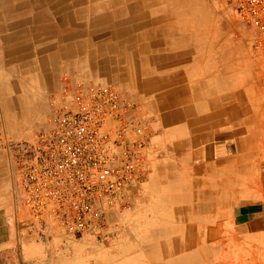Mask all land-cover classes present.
<instances>
[{
    "label": "crops",
    "instance_id": "crops-1",
    "mask_svg": "<svg viewBox=\"0 0 264 264\" xmlns=\"http://www.w3.org/2000/svg\"><path fill=\"white\" fill-rule=\"evenodd\" d=\"M217 5L0 0V144L48 126L62 77L115 86L152 131L150 172L119 246L81 254L13 214L15 166L1 149L0 264L264 260V40Z\"/></svg>",
    "mask_w": 264,
    "mask_h": 264
},
{
    "label": "built area",
    "instance_id": "built-area-1",
    "mask_svg": "<svg viewBox=\"0 0 264 264\" xmlns=\"http://www.w3.org/2000/svg\"><path fill=\"white\" fill-rule=\"evenodd\" d=\"M226 1L264 40V0ZM58 98L31 141L3 139L17 173L16 201L39 237L55 227L72 239L107 242L114 234L108 214L133 207L149 172V123L110 84L69 83Z\"/></svg>",
    "mask_w": 264,
    "mask_h": 264
},
{
    "label": "rangeland",
    "instance_id": "rangeland-1",
    "mask_svg": "<svg viewBox=\"0 0 264 264\" xmlns=\"http://www.w3.org/2000/svg\"><path fill=\"white\" fill-rule=\"evenodd\" d=\"M217 2H218L217 6L224 7L226 9H228L232 13L233 18H234V23H241L239 21V19L236 17V15L233 13V11L229 8L228 3H227L226 0H217ZM244 26L246 28H248L249 31H250L249 40L250 41H254L255 39H257L258 35H257L256 31L254 29L246 26V25H244ZM234 35H235V33H234ZM69 83H74L75 84V83H78V82H72V80H70L69 78L62 77V79H61V87L52 97V100H51V103H50V110H49L50 113L59 104V98H58L59 93L61 92L63 87L66 84H69ZM140 112L141 111L139 110L138 114L140 116H142V118L145 119L149 123V126H150V122ZM150 130H151V128H150ZM34 131H35V133H33ZM38 131H39L38 128L33 129L32 130V135H30L27 138H25L26 140H19V139L14 138L13 136L12 137L9 136V137L4 138V139H8V140H12V141H31L33 139L34 135ZM151 134H152V131H151ZM151 140H152V135H151ZM3 143L4 142H2L0 144V150L2 149V151H4L5 154L7 155L8 152L3 148ZM149 172H150V165H149ZM6 181H7V192H5V194H7L8 199L10 201L11 210H12L13 214H15L17 217L22 219L25 222V225H26L27 213H26V211H24L20 207V205L16 201V197H15L14 183H15V181H17V173H16V170H15V167H14V172H13V170L10 168V164H9V169H8L7 176H6ZM145 182H146V180H145ZM140 195H141V192L139 194V197H140ZM139 197H138V199H139ZM138 199L135 202V204L133 205V207H131L130 209H124V210H120V211L108 214V220L112 221V223H110V225H109L110 226V230L113 231L114 234H113L112 238L109 241H107V242H100V241H95V240L86 239V238H84V239H72V238L66 236L60 229L53 227L52 229L54 231H57V232L61 233L65 237L63 242H62V244H61V248L63 250H67L68 252H73L74 254H76V253L81 254V253H83V251H91L93 249L103 250V249H107V248L118 247L119 246V241H120V236H121V234L124 231L123 230V226H122V222H123V220L127 219V217L129 216V213H131L134 210V208H135V206H136V204L138 202ZM206 259H207V263H205V264H231L232 262H233V264H235L234 260L230 259V257H224V259L219 260V261L218 260H211V257H207ZM250 261H252V262H250V264H264V260H262L261 257H251ZM95 262H96V257L90 256L89 263L95 264ZM75 264H81L80 263V256H79V258H78V260L76 261Z\"/></svg>",
    "mask_w": 264,
    "mask_h": 264
},
{
    "label": "bare ground",
    "instance_id": "bare-ground-1",
    "mask_svg": "<svg viewBox=\"0 0 264 264\" xmlns=\"http://www.w3.org/2000/svg\"><path fill=\"white\" fill-rule=\"evenodd\" d=\"M54 3V2H53Z\"/></svg>",
    "mask_w": 264,
    "mask_h": 264
}]
</instances>
